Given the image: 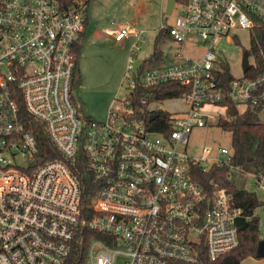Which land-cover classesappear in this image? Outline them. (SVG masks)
<instances>
[{
	"label": "built area",
	"instance_id": "1",
	"mask_svg": "<svg viewBox=\"0 0 264 264\" xmlns=\"http://www.w3.org/2000/svg\"><path fill=\"white\" fill-rule=\"evenodd\" d=\"M90 1L0 0V264H64L84 226L104 237L91 240L84 264H199L203 255L215 261L238 246V222L248 217L226 189L206 191L194 167L241 171L231 164V147H206L207 157L193 158L186 146L192 130L211 126L206 107L224 112V100L241 106L264 100V77L242 71L223 88L224 61L215 50L234 30L264 23V0L175 3L172 24L160 29L178 50L150 67L136 64L142 32L129 25L117 30L115 42L135 39L122 82L127 93L101 122L86 120L73 97L74 47ZM186 45L201 54H186ZM166 84L188 87L168 99L185 110H163L145 92ZM157 112L168 116L158 120ZM33 121L61 159L35 165ZM80 147L94 183L85 214L68 164Z\"/></svg>",
	"mask_w": 264,
	"mask_h": 264
},
{
	"label": "rangeland",
	"instance_id": "2",
	"mask_svg": "<svg viewBox=\"0 0 264 264\" xmlns=\"http://www.w3.org/2000/svg\"><path fill=\"white\" fill-rule=\"evenodd\" d=\"M167 0H91L88 5L90 15L92 39L86 40L83 56L80 61L78 76L73 82V97L77 110L92 119L101 122L106 119L108 107L119 108V103L124 99L127 90L122 83L125 78V68L130 58V51L134 38H124L115 42L117 30L129 25L136 32H142L141 48L136 54V64L148 58L153 51L154 39L162 24H172L178 11L171 15L165 14ZM100 34L99 37L96 36ZM233 35L239 44L234 41ZM97 37V38H96ZM250 31L236 29L234 34H229L227 41L224 39L215 46L219 58L229 67L233 77L242 75L241 58L249 47ZM85 41V40H84ZM186 54L197 58L201 50L190 52V46L183 47ZM161 53L178 50V46L170 45L167 39L158 46ZM161 63V62H160ZM249 63H252L249 57ZM156 65V64H154ZM108 101L107 106L103 102ZM161 109L170 112L185 110L182 101L166 100L159 105ZM205 113L212 116V124L204 129H194L189 135L186 154L193 158L205 156L203 148L231 147V134L216 126L218 117H223L224 112L219 107H206ZM229 181L237 188L255 192L263 198L264 191L257 190L255 178L251 174L230 171ZM259 217V233L264 238V206L256 210ZM241 264H264V259L246 258Z\"/></svg>",
	"mask_w": 264,
	"mask_h": 264
},
{
	"label": "trees",
	"instance_id": "3",
	"mask_svg": "<svg viewBox=\"0 0 264 264\" xmlns=\"http://www.w3.org/2000/svg\"><path fill=\"white\" fill-rule=\"evenodd\" d=\"M188 0H176L178 4H186ZM86 28V25H85ZM84 28V31H85ZM75 43L74 55L76 68L74 78L78 76V62L83 46V35ZM166 39L165 32L159 30L153 43L152 54L142 61L141 67H150L161 62L162 53L158 46ZM236 44H239L237 38H234ZM252 60L250 69L245 73L246 78L255 79L264 77V23H260L250 30L249 47L244 51ZM223 72L220 73L219 83L223 88H228L232 76L229 73V67L226 63H221ZM188 87L176 84H166L157 88L145 90L151 92L150 100L165 101L172 98H178L183 95ZM264 93V84L261 87ZM137 97L144 94V91H138ZM16 101L23 109L22 99L15 88ZM221 107H225L224 116L216 120V126L231 134V148L233 156L231 164L238 166L244 174L264 176V100L256 105L247 104L245 106L236 105L228 100H224ZM166 118L165 112H157V118ZM84 118L88 120V117ZM162 121V119H161ZM33 128L36 137L37 153L35 156V165L42 164L48 160L61 159V156L55 149L53 143L49 140L43 126L39 122L33 121ZM158 132H163L159 126L154 127ZM70 169L78 178L81 185L82 212L89 211V200L94 191V183L90 173L86 168V159L81 147L76 156L68 162ZM194 179L208 192L214 191L216 187L226 189L233 197L236 207L240 208L248 219H241L238 222L239 243L238 246L215 261H209L205 255L200 258L199 264H241L246 258H254L255 249L260 233L258 229V218L254 211L263 206L255 192L237 188L229 179L228 166H213L204 171L201 167L195 166L193 171ZM92 239H104L102 234L92 231L84 226L76 233L71 243L70 254L64 264H84L86 259V250Z\"/></svg>",
	"mask_w": 264,
	"mask_h": 264
},
{
	"label": "water",
	"instance_id": "4",
	"mask_svg": "<svg viewBox=\"0 0 264 264\" xmlns=\"http://www.w3.org/2000/svg\"><path fill=\"white\" fill-rule=\"evenodd\" d=\"M176 3V0H167L166 3V9H165V14L170 15L173 7ZM241 68L242 71L245 73L250 69V64H249V58L246 53H243L242 58H241ZM155 116H151L149 119L152 120L154 119ZM255 259H264V238H260L257 242L256 249H255V254H254Z\"/></svg>",
	"mask_w": 264,
	"mask_h": 264
},
{
	"label": "crops",
	"instance_id": "5",
	"mask_svg": "<svg viewBox=\"0 0 264 264\" xmlns=\"http://www.w3.org/2000/svg\"><path fill=\"white\" fill-rule=\"evenodd\" d=\"M91 21H90V15H89V13H88V10H87V21H86V28H85V31H84V35H83V46H82V49H81V55H80V59H79V62H78V71H79V69H80V61H81V57L83 56V53H84V48H85V45H84V43L86 42V40H90V39H92V33H93V30H91ZM96 36L97 37H99L100 36V34H98L97 35V32H96ZM96 37V38H97ZM85 40V41H84ZM115 41V40H114ZM117 43V42H116ZM86 44V43H85ZM147 59V58H146ZM145 60V59H144ZM143 61V60H142ZM107 103H108V101H106L105 100V102H103V106H107ZM110 107V106H109ZM109 107H108V109H109ZM83 116H85V117H88V116H86V115H84L83 114ZM88 118H90V119H92L91 117H88ZM94 120V119H93ZM96 121V120H95ZM251 176H253V175H251ZM255 187L257 188V190H260V191H264V188H260L261 186H264V180H260L259 182H256V180H255ZM257 196V198L261 201V202H263V206H264V201H262L263 200V198H261L260 196H258V195H256ZM257 210V209H256ZM256 210L254 211V215L258 218V226H259V217H258V215H256ZM260 238H262V236L260 235ZM243 262V261H242Z\"/></svg>",
	"mask_w": 264,
	"mask_h": 264
}]
</instances>
